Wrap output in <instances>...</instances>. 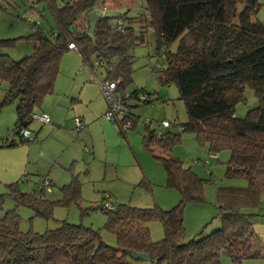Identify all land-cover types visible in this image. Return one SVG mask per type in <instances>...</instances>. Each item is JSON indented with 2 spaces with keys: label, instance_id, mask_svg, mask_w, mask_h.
Segmentation results:
<instances>
[{
  "label": "trees",
  "instance_id": "obj_1",
  "mask_svg": "<svg viewBox=\"0 0 264 264\" xmlns=\"http://www.w3.org/2000/svg\"><path fill=\"white\" fill-rule=\"evenodd\" d=\"M37 2L49 13L54 30L46 33L37 23L27 22L31 33L25 40L31 42L32 53L17 61L0 54V84H7L0 108L16 101L13 135L3 139L0 148L35 142L31 132V139H23L21 131L29 130L30 115L53 92L61 57L69 51L70 42L94 74V68H102L103 81H117L118 89L129 93L122 102L126 115L111 121L124 137L128 130H122L121 123L129 120L133 129L139 119L132 113L133 108L159 99L139 89H127L134 70L133 49L145 42L147 33H152L157 62L150 70L162 86L176 85L187 119L183 123L173 119L167 128L161 127L162 120L155 124V130L150 129L152 122L145 121L142 143L162 166L166 187L175 190L180 199L166 210L124 204L104 210V227L116 241V246L111 247L102 241L98 231L82 223L61 221L58 227L43 233L22 232L19 208L49 220L56 205L65 206L79 197L75 176L61 188V200H49L48 192L40 185L44 176L39 177L37 190L25 192L20 187L27 179L23 175L5 184L0 192V209L5 200L14 205L0 217V264H129L126 257L130 252L147 255L151 264H222L223 254L231 264L264 261V242L254 231L264 217L255 212L264 194V24L255 19L259 0H143L144 13L136 16L129 13L134 5L130 0ZM103 9L105 14L101 16ZM29 10L43 17L35 6ZM87 10L98 15L94 42L87 36ZM111 11L115 13L110 15ZM175 41L176 49L172 51L170 46ZM0 44L10 46L12 40ZM245 86L251 89L256 106L243 118H237L235 107L243 100ZM132 101L136 104L132 105ZM82 127L81 122V127L75 128L79 131ZM184 132L194 134L200 145L207 146L209 154L227 150L225 176L247 183L245 187L217 188L221 226L187 242L183 210L189 203L203 202L206 181L170 154ZM206 160L200 165H208V156ZM69 169L73 172L72 166ZM155 220L163 230L159 241L150 238L149 223Z\"/></svg>",
  "mask_w": 264,
  "mask_h": 264
},
{
  "label": "rangeland",
  "instance_id": "obj_2",
  "mask_svg": "<svg viewBox=\"0 0 264 264\" xmlns=\"http://www.w3.org/2000/svg\"><path fill=\"white\" fill-rule=\"evenodd\" d=\"M37 1L0 0V41L12 40L10 46L0 44V54L8 55L11 59L17 61L32 53L31 42L25 40V37L31 33L27 22L37 23L46 33L49 29L54 30V23L49 13L44 9L43 4ZM55 1L59 4L62 3V0ZM131 1L134 5L130 9V15L143 14V0ZM259 4L260 8L255 19L264 24V0H259ZM32 6L41 11L42 18L35 14L33 10H29ZM113 13L115 11H111L109 14L112 15ZM154 42V35L147 33L145 42L133 49L134 70L132 72V82L127 89L129 91L139 89L159 99L147 105L139 104L140 106L133 108L132 113L139 119L135 127L128 130L124 137L115 123L105 119L103 112L99 118L87 122L79 133H77L75 126L66 125L65 129L60 128L51 137H45L44 141L39 142L38 145H35V143L30 144L32 145L31 163L26 173L27 176L25 175L27 180L20 185L21 190L25 192L37 190L36 183L41 176L37 178L36 171H33V168L39 170L45 168L46 165L49 168L52 164V173L56 176L52 178L53 185L50 184L52 193L48 192L46 194L47 199L61 200L63 198L61 188L69 184L73 176L77 177L78 180L79 197L71 200L65 206L56 205L49 220L34 217L30 210L19 208L17 211L21 218L19 229L22 232L32 230L36 233H43L46 230L58 227L61 221L71 224L82 223L84 226L98 231L102 241L108 246L114 247L116 246L115 237L105 229L106 216L100 208L105 194L110 196V202L114 207L124 204L137 208L157 206L166 210L178 203L179 194L175 190L166 187V175L162 166L144 148L142 143L143 136L146 134L145 121L152 122L150 129L155 130L157 129L155 124H159L162 120L172 121L174 119L178 123H183L187 119L184 105L177 98L176 85L171 83L162 86L157 81L154 72L150 70V66L155 65L157 62ZM176 45L177 41L171 44L170 50L174 51ZM68 53L69 51H66L63 56ZM63 56L61 61L65 63L66 57ZM81 62L79 56L80 69L85 70V77L88 79L91 76V82L98 87L97 79L99 81L104 80L103 69L94 68L97 76V79H95L92 69ZM161 62L164 63V57H161ZM74 79V75L59 69L56 77V80L60 83L59 90L53 89V92L46 95L43 100L48 97L46 101L49 103L59 96L62 101L65 98H73V95H66L70 94L68 86ZM78 79L83 83L82 76ZM79 81L76 80V92H80ZM6 91L7 84L1 83L0 101ZM133 104H136V102L132 101ZM15 105L16 101L0 108V142L6 138L10 139L13 135L16 119ZM255 106L256 99L251 89L245 86L243 100L235 107V116L243 118L247 111ZM67 113L68 105L61 103L57 115L64 116ZM61 122L63 121L60 118L58 124ZM33 125L32 121L30 126ZM163 131L164 129H162ZM181 139V142L171 149V156L180 160L184 167L190 168L199 178L206 181L203 187V202L189 203L183 210L184 240L187 242L191 239H198L199 236H205L221 226V219L217 215L218 210L216 207L217 188L245 187L247 183L244 179L225 176L226 163L229 160L227 150L217 153V161L210 159L208 165L203 166L198 161L206 160L209 154L207 146L200 145L195 135L190 132H184ZM83 140L87 142L88 147L82 146V151L85 150L82 160L77 161L73 172H71L69 169L71 159L67 160L69 159L68 155L70 151H73L72 148L79 144L78 141ZM66 160L67 163L65 164L64 161ZM79 165H81V168H79ZM3 190L4 188L0 187V192ZM10 209H14L13 202L5 200L2 209H0V217L3 216L6 210ZM255 212L264 215V194L260 195V202ZM149 229L152 241H159L163 238L160 222L156 220L150 222ZM126 261L129 264H151L148 259L140 260L130 256L126 257ZM245 261L246 264H264V261L261 260ZM221 262L222 264H231L230 259L224 254L221 256ZM160 264H166V262L162 261Z\"/></svg>",
  "mask_w": 264,
  "mask_h": 264
},
{
  "label": "crops",
  "instance_id": "obj_3",
  "mask_svg": "<svg viewBox=\"0 0 264 264\" xmlns=\"http://www.w3.org/2000/svg\"><path fill=\"white\" fill-rule=\"evenodd\" d=\"M79 56L80 55L78 54V52L76 53V51L69 50V53L66 56H63V57H66L65 63H63L60 60L59 69L64 70L66 71V73L75 76L74 81L73 82L71 81L68 86V92H70V94L66 95V96L73 95L72 96L73 98L71 97L65 98L62 101L61 100L62 98H60L59 96L53 102L51 101L49 103H47L46 101L48 97L43 100L42 106L40 107V109L36 110L35 112L45 113L46 115H48L50 121L48 124H44V123H41L40 121L32 120L34 125L30 126L29 130L31 132V136L35 139V142H33L35 143V145H38L39 142L44 141L45 137L47 136L51 137L60 128L63 127L62 129H65L66 125L70 127L75 126L73 119L76 117H78L80 121L83 123V127H82L83 129L84 125L87 122H90V121H93L94 119L99 118L102 115V113L105 111L106 103L100 93L99 87H97L94 83L91 82L92 81L91 76L88 75L89 76L88 79L85 77V70L80 69L81 64H79ZM93 75L95 79H97L96 73ZM80 76H82L83 83L81 82V80L79 81L78 79ZM76 80H78L80 83L79 84L80 92H76L77 90H75ZM55 81L56 82L54 83L53 89L58 91L60 88V83L57 80ZM97 81L99 80L97 79ZM79 86H78V89H79ZM61 103H65L68 105V113L64 116L57 115V110L60 107ZM60 118L63 122L58 124V122L60 121ZM66 129H69V128H66ZM79 131H77V133H79ZM117 134H118V131H117ZM78 142L79 144L74 146L72 148L73 151H70V154L68 155L69 159L67 160L69 161L71 159V161L69 162L70 163L69 168L72 166L74 169V165L77 163V161L82 160V157L85 151V150L82 151V146L84 145L85 148L88 147L87 142L85 140L78 141ZM33 143H30V144H33ZM30 144L29 145L21 144V145H17L15 147H10V148H0V187H3L5 184H10V183L18 181L19 179L23 177V175L27 176L26 173L31 163L30 156L32 152V145ZM67 160L64 161L65 164L67 163ZM212 160H215V159H212ZM215 161H217V158ZM55 163L58 164L57 162ZM80 164L82 165V163ZM81 165H79V168H81L80 167ZM33 169H34L33 171H36L35 175L37 178L39 176L47 175V177L51 181V184L53 183L52 178L53 176H56V175H53L52 173V169H53L52 164L50 165L49 168L46 165L45 168L43 169L38 170L35 167ZM50 193H52V189ZM106 195L108 196V201L110 202V196L108 194H105V196ZM104 197L102 198V202H103ZM100 208L104 212L102 207ZM254 231L260 237L262 242H264V217H262L259 223L254 226ZM243 264H246V261L243 262Z\"/></svg>",
  "mask_w": 264,
  "mask_h": 264
},
{
  "label": "built area",
  "instance_id": "obj_4",
  "mask_svg": "<svg viewBox=\"0 0 264 264\" xmlns=\"http://www.w3.org/2000/svg\"><path fill=\"white\" fill-rule=\"evenodd\" d=\"M105 14V10L103 9L100 12V15L103 16ZM118 27H120L121 22L118 21ZM67 48L69 50H73L77 52L76 46L70 42L67 45ZM99 62L96 63L98 65ZM97 85L99 87L100 93L106 103V108L103 113L104 117L108 121H117L119 118H122L126 115L127 111L122 107V102L125 101V99L129 96V93H124L123 91H120L118 89L117 81H97ZM31 120H37L41 123L48 124L49 123V117L45 113L42 112H35L30 115ZM75 127L78 129L81 127V122L79 118H75ZM170 126V122L168 120H163L161 122V127L167 128ZM122 130L126 131L131 128V122L129 120H125L121 123ZM30 131L28 129H23L21 131V137L23 139H31L30 138ZM209 159H216V155L211 153L208 155ZM207 160L199 162V164H206ZM41 188H43L45 191H50V183L49 178L47 176H44L41 178ZM102 208L105 211H110L114 209V206L108 201V196L106 195L102 202Z\"/></svg>",
  "mask_w": 264,
  "mask_h": 264
},
{
  "label": "water",
  "instance_id": "obj_5",
  "mask_svg": "<svg viewBox=\"0 0 264 264\" xmlns=\"http://www.w3.org/2000/svg\"><path fill=\"white\" fill-rule=\"evenodd\" d=\"M86 19L88 21L89 24V29L87 32V36L94 42V30H95V25H96V21L98 19V15L95 11H91V10H87L86 11ZM129 256L134 258V259H140V260H147L148 257L145 254H139V253H133L130 252Z\"/></svg>",
  "mask_w": 264,
  "mask_h": 264
},
{
  "label": "clouds",
  "instance_id": "obj_6",
  "mask_svg": "<svg viewBox=\"0 0 264 264\" xmlns=\"http://www.w3.org/2000/svg\"><path fill=\"white\" fill-rule=\"evenodd\" d=\"M216 155V154H215ZM216 157H217V155H216ZM102 207V206H101ZM103 209V208H102ZM104 210V209H103Z\"/></svg>",
  "mask_w": 264,
  "mask_h": 264
}]
</instances>
